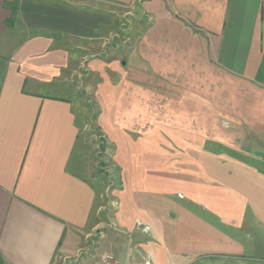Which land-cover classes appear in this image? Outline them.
<instances>
[{
	"label": "crops",
	"instance_id": "1",
	"mask_svg": "<svg viewBox=\"0 0 264 264\" xmlns=\"http://www.w3.org/2000/svg\"><path fill=\"white\" fill-rule=\"evenodd\" d=\"M241 145L264 161V0H0V264L245 255L264 169L206 150Z\"/></svg>",
	"mask_w": 264,
	"mask_h": 264
},
{
	"label": "rangeland",
	"instance_id": "2",
	"mask_svg": "<svg viewBox=\"0 0 264 264\" xmlns=\"http://www.w3.org/2000/svg\"><path fill=\"white\" fill-rule=\"evenodd\" d=\"M133 18H130V20L132 21ZM128 30V29H126ZM82 81L79 79L78 81L74 80L73 81V88L75 89V91L77 92L78 90V96H79V101H80V105L82 103V106H84V110L86 113V106L87 101L90 100L91 95H85L82 88ZM91 102V101H90ZM89 102V103H90ZM93 103V102H91ZM87 104V105H86ZM86 116L88 118H91V116H89V113H86ZM91 121V119H89ZM88 120V121H89ZM87 130H86V136H87V144L88 147L86 149V152L88 154V158L91 160L92 164L91 167H89L88 169V173L89 175H96L97 177H101V178H106V176H111V180L112 182H117V178L114 175V167H113V162L110 159V155L112 153L111 151V147L110 145H108L107 143H104V138L102 136V134L96 129V127L93 126V124L91 122L88 123L87 125ZM98 131V132H97ZM102 136V137H101ZM91 147H94V149L96 150V152H94V150H90ZM206 150L207 152H221V153H225V154H233L238 155V158L241 160H245L248 163L247 164H254L257 167H260L262 170L264 169V161L262 160H257L255 158L252 157V155H249L250 153H253L252 148L250 147H246V146H221V147H213V146H206ZM91 151V152H90ZM103 152V153H102ZM98 153V159H97V154ZM95 160V162H94ZM100 162L98 163V166L100 167V170L98 169L96 162ZM94 162V163H93ZM102 171V172H100ZM103 171L106 172V175L103 174ZM109 173V174H108ZM105 180V179H104ZM111 183L109 181L105 182L103 187L105 188L106 186L110 185ZM106 189V188H105ZM104 200V204H103V210L104 212H101L99 215V218L102 220L104 219L107 221V215L108 213L110 215L113 214V209L108 207L107 205V200L105 198V195L103 197ZM262 230H258L255 232L256 238L257 237H261L262 240L258 241L257 239H255V243H254V249H249L250 251H246L245 255H234V256H223V257H204L201 258L199 262L198 259H192L190 264H264V239H263V235H262ZM104 242V241H102ZM102 248H100L98 250V252L100 254H102L103 252H108L109 249H106V246L104 245V243L101 246ZM111 250V249H110Z\"/></svg>",
	"mask_w": 264,
	"mask_h": 264
},
{
	"label": "built area",
	"instance_id": "3",
	"mask_svg": "<svg viewBox=\"0 0 264 264\" xmlns=\"http://www.w3.org/2000/svg\"><path fill=\"white\" fill-rule=\"evenodd\" d=\"M105 264H112L114 262V256L107 254L104 258Z\"/></svg>",
	"mask_w": 264,
	"mask_h": 264
},
{
	"label": "trees",
	"instance_id": "4",
	"mask_svg": "<svg viewBox=\"0 0 264 264\" xmlns=\"http://www.w3.org/2000/svg\"><path fill=\"white\" fill-rule=\"evenodd\" d=\"M104 143H106V141L104 140ZM103 153V152H102Z\"/></svg>",
	"mask_w": 264,
	"mask_h": 264
}]
</instances>
